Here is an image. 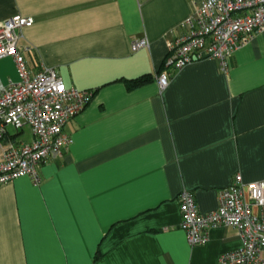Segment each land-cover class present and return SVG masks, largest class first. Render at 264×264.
Returning <instances> with one entry per match:
<instances>
[{
	"label": "crops",
	"instance_id": "crops-1",
	"mask_svg": "<svg viewBox=\"0 0 264 264\" xmlns=\"http://www.w3.org/2000/svg\"><path fill=\"white\" fill-rule=\"evenodd\" d=\"M200 2L0 0V22L34 20L20 41L31 48L30 74L53 69L92 95L39 185L26 176L0 185V264H218L241 247L225 226L190 246L178 197L191 191L206 214L235 175L264 180V32L233 53L226 73L196 61L161 90L167 45ZM141 39L148 46L133 49ZM9 80L18 81L14 61L0 59V83ZM24 129L12 134L29 143Z\"/></svg>",
	"mask_w": 264,
	"mask_h": 264
},
{
	"label": "built area",
	"instance_id": "built-area-1",
	"mask_svg": "<svg viewBox=\"0 0 264 264\" xmlns=\"http://www.w3.org/2000/svg\"><path fill=\"white\" fill-rule=\"evenodd\" d=\"M34 23L20 14L0 22V59L14 61L18 81L0 83V185L26 176L34 185L42 182L40 167L59 157L71 144L66 124L91 101V92L67 88L53 69L30 74L25 60L29 45H21L22 29ZM182 27L186 33L167 45L164 69L158 76L162 90L172 73L202 60H215L226 73L233 53L255 33L264 32V0H201ZM145 39L133 49L145 48ZM28 128L29 143L16 135ZM180 228L192 247L207 242V231L217 226L236 230L241 247L222 253L218 264H264V180L244 183L239 174L221 189L216 210L201 214L194 194L183 190L179 197ZM255 209V210H254Z\"/></svg>",
	"mask_w": 264,
	"mask_h": 264
},
{
	"label": "trees",
	"instance_id": "trees-1",
	"mask_svg": "<svg viewBox=\"0 0 264 264\" xmlns=\"http://www.w3.org/2000/svg\"><path fill=\"white\" fill-rule=\"evenodd\" d=\"M149 80V77H141L139 79H136V80H132V81H128L127 84L129 87H137L139 85H142L144 83H146L147 81Z\"/></svg>",
	"mask_w": 264,
	"mask_h": 264
},
{
	"label": "rangeland",
	"instance_id": "rangeland-1",
	"mask_svg": "<svg viewBox=\"0 0 264 264\" xmlns=\"http://www.w3.org/2000/svg\"><path fill=\"white\" fill-rule=\"evenodd\" d=\"M8 131H9L10 133H16V132H17L16 130H14V129L11 128V127H8ZM27 136H30V131H29L28 128H25V129H24V133H23V135L20 136L19 139H20V140H25L24 138H26Z\"/></svg>",
	"mask_w": 264,
	"mask_h": 264
}]
</instances>
